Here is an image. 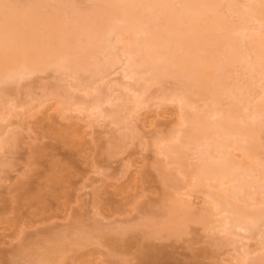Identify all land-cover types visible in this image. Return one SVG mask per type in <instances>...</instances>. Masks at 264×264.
<instances>
[{
    "label": "rangeland",
    "instance_id": "1",
    "mask_svg": "<svg viewBox=\"0 0 264 264\" xmlns=\"http://www.w3.org/2000/svg\"><path fill=\"white\" fill-rule=\"evenodd\" d=\"M93 1L48 0L45 11L58 6L67 12H85ZM228 3L224 0L220 10L235 25L239 16L229 10ZM164 17L158 14L153 31L165 29ZM111 36L116 39L115 34ZM125 37L135 41L134 34ZM201 42L202 49H211L204 39ZM119 66L117 71L104 70V81L94 78L76 93L74 87L69 88L75 85L72 77L55 69L6 85V98L0 101V139L11 142L15 138L16 144L0 149V234H6L10 243H0V264H36L38 254L53 247L50 238L61 239L66 252L50 254L44 264L60 260L64 264H236L249 244L251 258L263 255L257 248L259 237L246 239L249 233L240 232L243 238L239 233L227 236L220 227L211 230L194 222L180 236L156 232L169 222L172 202L193 200L197 210L203 198L208 200L205 190L194 188L189 167L197 163L193 146L181 148L186 155L184 165L162 147L178 144L173 138L186 128L181 123L183 114L208 110L204 106L212 101L205 96L193 103L195 109L181 110L177 101L168 100L170 95L184 92L192 97L196 89L185 90L182 79L169 76L162 83H150L148 102L137 108L133 93L128 92V84L133 87L134 82L123 77ZM225 73L232 84L248 81L242 65L226 66ZM94 82L102 88L96 98L119 97L113 105H104L102 113L91 109L93 98L86 95ZM64 90L75 94L66 103ZM260 90L261 84H254L246 99L253 100ZM220 100L222 104L232 101L226 96ZM64 106L70 110L63 112ZM2 116L7 119L1 120ZM260 154L264 156V149ZM234 155L244 159L241 152L234 151ZM54 174L59 183L50 188ZM51 189L56 195L49 199L54 215H36L34 197L49 198ZM188 192L195 194L192 198L183 195ZM244 195L249 197L248 192ZM49 214L53 218L47 220ZM18 225L26 226L27 233L19 234ZM124 228L128 232L121 234Z\"/></svg>",
    "mask_w": 264,
    "mask_h": 264
},
{
    "label": "bare ground",
    "instance_id": "2",
    "mask_svg": "<svg viewBox=\"0 0 264 264\" xmlns=\"http://www.w3.org/2000/svg\"><path fill=\"white\" fill-rule=\"evenodd\" d=\"M223 1L180 0L173 4L172 0H94L85 12H67L58 6L45 11L48 0H0V101L6 98V85L48 69L69 74L75 82L69 88L74 87L76 93L94 78L104 81V70L117 71L121 65L123 77L134 82L133 87L127 84L137 108L148 102L150 83H162L169 76L182 79L185 90L195 88V94H172L169 101H177L181 110L195 109L193 103L205 96L212 103L205 104L208 110L183 114L181 123L186 128L175 132L173 138L178 144L166 145L162 150L184 165L186 155L181 148L193 146L197 163L189 167L195 178L194 188L205 190L208 200L203 198L197 210L193 208L195 200L172 202L168 206L169 222L156 232L180 236L194 222L211 230L220 227L227 236H242L240 232L250 234L246 239L258 236L257 248L264 251V156L260 154L264 149V0H247L246 5L229 0V10L239 16L235 25L221 12ZM159 13L165 16V29L155 32L153 24ZM146 25L148 29L143 27ZM129 33L134 34V42L125 37ZM202 39L211 49L201 48ZM235 64L242 65L246 72L245 85L228 81L225 67ZM84 74L89 78L84 79ZM254 84H261L258 96L246 99ZM70 90L62 92L69 98L65 103L75 97ZM101 93L96 82L86 91L93 98L91 109L100 113L104 105L119 100L110 94L96 98ZM222 96L232 101L222 104ZM69 110L64 106L63 112ZM11 140L0 139V149L16 144L15 138ZM234 151L241 152L244 159L237 160ZM56 183L59 179L54 174L48 186L52 188ZM54 191L50 190L49 198L34 197L36 215H54L49 204L50 198H56ZM247 192L248 198L244 195ZM194 194L183 195L192 198ZM51 215L47 220L53 218ZM25 227L18 225L19 234L27 233ZM119 232L125 234L128 230ZM0 235V243H6V234ZM50 239L53 247L38 254L36 264L46 263L52 253L66 252L61 239ZM249 245H244L241 261L236 264H264V254L250 257L253 250H248Z\"/></svg>",
    "mask_w": 264,
    "mask_h": 264
}]
</instances>
